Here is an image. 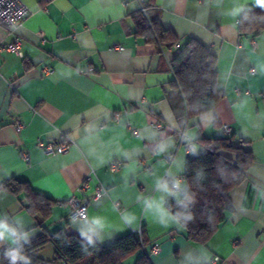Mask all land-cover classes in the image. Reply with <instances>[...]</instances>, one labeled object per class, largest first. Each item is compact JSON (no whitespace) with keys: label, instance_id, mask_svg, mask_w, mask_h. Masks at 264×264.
Wrapping results in <instances>:
<instances>
[{"label":"crops","instance_id":"obj_1","mask_svg":"<svg viewBox=\"0 0 264 264\" xmlns=\"http://www.w3.org/2000/svg\"><path fill=\"white\" fill-rule=\"evenodd\" d=\"M20 1L29 14L13 28L0 24V217L30 233L26 241L41 232L20 197L2 187L15 178L55 201L42 224L48 232L62 228L106 245L143 230L153 264H264V29H238L244 12L261 7L256 0H155L161 25L177 37L169 47L132 34L140 0ZM15 38L20 54L6 48ZM190 38L215 53L223 94L204 115L180 120L170 100L179 111L183 103L166 92L170 62ZM44 66L52 74L42 75ZM222 125L244 141L252 162L229 192L233 210L200 244L145 201L163 197L165 208L178 201L183 192L165 194L157 181L185 182L186 162L204 150L200 139L225 136ZM63 139L70 141L63 153L36 147ZM84 182L86 212L70 219L67 201ZM10 247L0 244V253ZM38 254L52 259L53 245Z\"/></svg>","mask_w":264,"mask_h":264},{"label":"trees","instance_id":"obj_2","mask_svg":"<svg viewBox=\"0 0 264 264\" xmlns=\"http://www.w3.org/2000/svg\"><path fill=\"white\" fill-rule=\"evenodd\" d=\"M155 6V0H143V12L138 15L132 34L160 46H172L177 37L161 25L159 10ZM238 29L242 33L264 29V7L244 12ZM170 68L174 79L166 95L169 98L175 94L183 103V110L179 111L170 100L178 119L204 115L222 96L223 91L216 82V55L194 39H188L174 55ZM200 141L204 150L186 162L184 171L187 194L194 200L182 203L183 193L178 201L168 203L167 208L189 240L204 244L224 222L227 213L233 210L229 192L245 179L252 155L245 148L244 141H234L233 135L202 138ZM2 187L18 195L25 209L38 220L41 232L20 244L30 264H80L86 260L90 261L88 264H123L136 253L139 254L134 264H153L145 251L148 242L143 230L122 235L106 245L96 239L82 240L62 228L48 232L42 224L55 205L53 199L35 192L27 182L15 178L5 181ZM48 243L53 245L55 255L46 260L38 251ZM4 253H0V264H9Z\"/></svg>","mask_w":264,"mask_h":264},{"label":"built area","instance_id":"obj_3","mask_svg":"<svg viewBox=\"0 0 264 264\" xmlns=\"http://www.w3.org/2000/svg\"><path fill=\"white\" fill-rule=\"evenodd\" d=\"M143 2V0H140ZM29 14V8L24 5L20 0H0V24L6 26L8 28H13L18 25L27 15ZM20 39L15 38L14 41L10 44L6 45V48L16 54H20ZM175 47L177 45L175 44ZM119 49L120 47H115ZM92 70V69H90ZM53 72V68L50 66H44L41 69L42 75H50ZM252 72V71H251ZM156 127L159 128L161 125L156 123ZM14 128L17 132L20 131L21 124L19 122L14 123ZM222 130L224 134H229L230 129L228 125H222ZM70 146V141L67 139H63L60 142H43L42 140H38L36 142V147L42 150L46 154H54V153H63L67 151ZM25 160L28 159V154L26 152L22 153ZM117 169V165L115 163L110 164V170L114 171ZM181 179V177L177 178ZM87 188V182L82 183L77 190V195H72L68 199V204L71 207V212L69 215L70 219H77L83 216L86 212V202H82L80 196L83 194V191ZM80 194V195H79ZM101 195L100 189L96 192V198ZM154 250L157 247H153Z\"/></svg>","mask_w":264,"mask_h":264},{"label":"clouds","instance_id":"obj_4","mask_svg":"<svg viewBox=\"0 0 264 264\" xmlns=\"http://www.w3.org/2000/svg\"><path fill=\"white\" fill-rule=\"evenodd\" d=\"M258 6L264 7V0H256ZM239 8L233 9V15L239 13ZM157 187L165 194L179 197L180 193H185L184 201L182 203H191L194 197L187 194V184L173 177L171 184L167 180H158ZM149 209L155 210L162 218L176 220L177 218L170 214L169 209L164 207V198H152L145 201ZM99 226V221H96ZM30 233L22 232L19 228L10 223L6 218L0 217V244L8 242L12 247L8 248L4 255L9 260V264H30L29 257L23 252V247L20 241H26Z\"/></svg>","mask_w":264,"mask_h":264}]
</instances>
